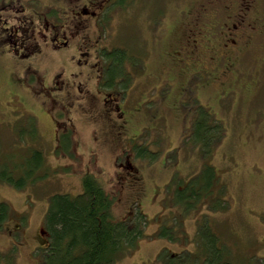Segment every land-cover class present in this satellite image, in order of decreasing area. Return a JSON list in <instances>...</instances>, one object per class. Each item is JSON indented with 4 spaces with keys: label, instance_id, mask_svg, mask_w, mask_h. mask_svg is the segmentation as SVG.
<instances>
[{
    "label": "rangeland",
    "instance_id": "374dc122",
    "mask_svg": "<svg viewBox=\"0 0 264 264\" xmlns=\"http://www.w3.org/2000/svg\"><path fill=\"white\" fill-rule=\"evenodd\" d=\"M148 1L144 8L136 5L130 9L165 10V25L170 26L178 21V11L190 0ZM147 15L138 13L131 25L123 19L114 30L108 29L116 33L115 37L104 32L103 43L116 39L118 44L126 42L135 55L140 54L143 40L152 37L155 30ZM211 33L218 37L216 28ZM63 56L55 53L51 62ZM248 56L250 61L248 58L240 63L241 80L233 83L232 78L212 82L200 73L187 83L173 75L167 79L165 75L174 70L165 69L162 63L153 71V55L141 70L133 68L126 98L134 104L139 101L137 118L142 116L147 125L135 120L137 142H131L134 147L127 151L138 153L134 176H128V181L140 178L118 187L122 177L115 172L113 155L130 146L116 126L97 121L101 115L95 110L97 97H68L66 114L81 130L79 139L90 160L81 155L74 159L57 156L53 150L51 112L46 103V109L38 103L41 97L34 99L21 91L13 80L21 67L0 50V201L8 204L0 225V264H40L50 197L82 191L81 170L90 168L102 175L107 191L113 194L114 190L113 207L118 217H132L136 208L145 215L142 235L133 247L115 257L114 264H166L167 255L173 253L182 256L180 264H191L193 255L200 251L203 236L210 240L209 244L222 247L232 264H264V46L253 48ZM40 62L41 59L36 60L33 66L43 71L46 78L59 68L57 61L46 66ZM124 70L123 67V73ZM163 73L165 79H158L156 75ZM85 82L88 86L90 79ZM141 93L148 95L145 103L140 99ZM173 98L171 103L169 99ZM152 115L158 118L153 119ZM199 118L208 125L213 119L219 121L223 134L201 145L193 131V122ZM91 150L95 155L90 156ZM34 151L43 156L35 167L36 179L22 187L7 182V176H23L24 161ZM208 172L211 182L202 186ZM192 184L200 189L197 201H177L180 195L189 197Z\"/></svg>",
    "mask_w": 264,
    "mask_h": 264
},
{
    "label": "flooded vegetation",
    "instance_id": "af4514ba",
    "mask_svg": "<svg viewBox=\"0 0 264 264\" xmlns=\"http://www.w3.org/2000/svg\"><path fill=\"white\" fill-rule=\"evenodd\" d=\"M149 2L0 0V50L21 67L13 79L21 91L34 99L41 97L38 103L44 109L46 103L51 112L53 150L56 155L64 159L81 155L90 160L88 151L83 149L84 143L79 139L81 130L72 124L66 114L68 97L81 95L88 100L95 95L98 99L95 110L101 112L97 121L102 125L116 126L125 134L130 146L121 148L113 155L117 167L115 172L122 177L118 187L127 186L140 178L136 176L128 181V176H134V160L138 153L127 151L134 147L131 142H137L135 120L145 127L147 125L142 121V116L137 118L139 101L134 104L126 98L134 76L133 68L141 70V66L143 68L148 57L153 54L156 57L153 71L162 63L166 65L165 69L174 70L167 77L165 75L167 79L173 75L187 83L200 73L212 82L232 78L233 83L241 80L243 72L240 63L250 57V51L264 46L255 45L264 42V0H190L178 11V21L174 20L176 22L170 26L165 25V10L150 12L130 9L136 5L144 8ZM138 13L148 14L146 18L150 20L149 25L155 28L152 29L153 36L143 40L140 54L138 52L135 55L126 42L118 44L116 39L110 44L103 43L106 34L116 35L113 31L108 32L109 28L114 30L123 19L130 25L135 24L132 19ZM13 18L17 23L10 22ZM215 28L218 37L211 33ZM60 52L64 56L59 61L56 59L51 62V57ZM40 59L44 66L57 61L59 68H55L46 78L43 71L33 66ZM164 74L156 76L164 80ZM85 79H90L88 86ZM124 81L127 83L124 84ZM147 96L141 93L143 103ZM169 100L171 103L175 101L174 98ZM152 118L157 119L158 116L152 115ZM92 143L95 146L97 141L94 139ZM92 151L90 156L95 155ZM81 171L80 178L89 172L102 177L91 168ZM139 183L140 187H144ZM113 195L115 197L114 190Z\"/></svg>",
    "mask_w": 264,
    "mask_h": 264
},
{
    "label": "trees",
    "instance_id": "16d2710c",
    "mask_svg": "<svg viewBox=\"0 0 264 264\" xmlns=\"http://www.w3.org/2000/svg\"><path fill=\"white\" fill-rule=\"evenodd\" d=\"M193 124L195 125L193 131L197 132L201 145H206L211 137L217 140L223 131L222 125L214 119L213 125L206 124L202 118ZM42 157L41 152L34 151L24 161L23 176L17 178L7 176L5 177L7 182L20 187L28 181L35 180L36 175L32 169L42 162ZM208 171L211 172L210 168ZM209 172L202 186H207L211 182ZM81 184L82 191L74 195L56 193L50 197L45 214L47 237L42 247L40 264H114L115 257L126 248L133 247L142 235L146 222L144 213L136 208L132 217H118L113 207L114 195L107 191L99 174L94 172L84 174ZM193 184L189 197L180 195L176 200L188 204L186 200L191 198L189 202L194 204L200 195V189H195L196 186ZM7 212L8 204L0 201L1 226ZM209 241L204 236L201 237L200 251L193 255L191 264H196L198 260V264H232L222 247L216 243L209 244ZM173 255H167L166 264H180L182 256L176 253Z\"/></svg>",
    "mask_w": 264,
    "mask_h": 264
},
{
    "label": "bare ground",
    "instance_id": "6f19581e",
    "mask_svg": "<svg viewBox=\"0 0 264 264\" xmlns=\"http://www.w3.org/2000/svg\"><path fill=\"white\" fill-rule=\"evenodd\" d=\"M153 55V54H152Z\"/></svg>",
    "mask_w": 264,
    "mask_h": 264
}]
</instances>
